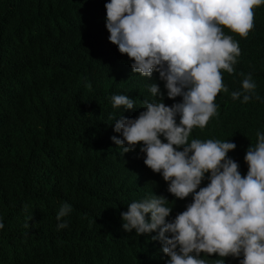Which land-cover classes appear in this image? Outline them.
<instances>
[{
  "label": "trees",
  "instance_id": "obj_1",
  "mask_svg": "<svg viewBox=\"0 0 264 264\" xmlns=\"http://www.w3.org/2000/svg\"><path fill=\"white\" fill-rule=\"evenodd\" d=\"M108 0H0V264H165L156 233L125 231L121 212L145 196H164L173 207L167 219L185 210L167 182L143 163L139 146L122 153L111 137L122 109L114 94L153 99L151 83L133 73L126 54L108 40ZM238 41L240 56L232 74L222 72L227 92L215 98L217 115L191 137L230 140L228 153L247 172L244 156L264 132V103L242 104L230 93L252 74L264 97V5L254 9V28ZM109 114L112 118L109 119ZM207 180L202 182L204 186ZM62 202L72 206L68 227L57 230ZM203 255V254H202ZM214 264L218 257H207ZM225 264H238L227 257Z\"/></svg>",
  "mask_w": 264,
  "mask_h": 264
},
{
  "label": "clouds",
  "instance_id": "obj_2",
  "mask_svg": "<svg viewBox=\"0 0 264 264\" xmlns=\"http://www.w3.org/2000/svg\"><path fill=\"white\" fill-rule=\"evenodd\" d=\"M264 0H108L105 27L108 40L130 59L133 73L150 79L158 73L165 93L151 83L153 99L136 109L128 95L114 94L112 107L122 114L112 125L120 134L112 142L124 154L139 146L143 163L167 182V191L191 202L174 219L164 196L150 195L127 204L121 212L125 231L156 233L165 264H264V132L246 150L247 172L229 157L236 144L221 139L192 138L217 115V94L227 92L222 72L232 74L240 47L225 29L246 38L254 28V9ZM241 87L230 93L242 104L264 103L252 74H242ZM112 116L109 114V119ZM207 180L204 186L202 182ZM72 206L62 202L56 213L57 230L68 227ZM0 222V229H3ZM203 254V255H202Z\"/></svg>",
  "mask_w": 264,
  "mask_h": 264
}]
</instances>
